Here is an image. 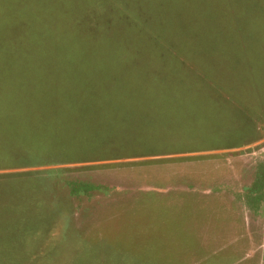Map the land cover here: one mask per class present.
<instances>
[{"label": "rangeland", "instance_id": "obj_1", "mask_svg": "<svg viewBox=\"0 0 264 264\" xmlns=\"http://www.w3.org/2000/svg\"><path fill=\"white\" fill-rule=\"evenodd\" d=\"M215 82H264V0H0V264H264Z\"/></svg>", "mask_w": 264, "mask_h": 264}, {"label": "crops", "instance_id": "obj_2", "mask_svg": "<svg viewBox=\"0 0 264 264\" xmlns=\"http://www.w3.org/2000/svg\"><path fill=\"white\" fill-rule=\"evenodd\" d=\"M223 90L225 102L215 97L216 102L227 103L236 108L229 111L228 122H226L225 136H232L233 140L240 139L239 136H250V141H239L231 143L227 148H238L264 140V82H215ZM218 95V91L212 90ZM219 96V95H218ZM218 149V148H217ZM226 149V148H225ZM13 169V168H0Z\"/></svg>", "mask_w": 264, "mask_h": 264}, {"label": "trees", "instance_id": "obj_3", "mask_svg": "<svg viewBox=\"0 0 264 264\" xmlns=\"http://www.w3.org/2000/svg\"><path fill=\"white\" fill-rule=\"evenodd\" d=\"M138 0H128L129 5H135ZM20 117L15 116V114L11 115H0V127L2 126L3 128L9 129L11 126H18V128H21L19 119ZM21 119V118H20ZM6 120V121H5ZM18 120V121H15ZM5 154V153H4ZM7 154V152H6ZM162 154H170L169 152H164V153H158L157 155H162ZM9 155H13V153H9ZM154 156V155H152ZM14 161V159H11ZM10 161V160H9ZM88 161H96V160H81L80 162H88ZM14 166H16V162L13 163ZM14 166L10 167H1L0 168H16Z\"/></svg>", "mask_w": 264, "mask_h": 264}]
</instances>
